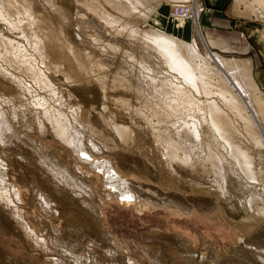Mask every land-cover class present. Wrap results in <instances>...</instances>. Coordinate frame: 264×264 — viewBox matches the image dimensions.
I'll use <instances>...</instances> for the list:
<instances>
[{"label": "rangeland", "instance_id": "374dc122", "mask_svg": "<svg viewBox=\"0 0 264 264\" xmlns=\"http://www.w3.org/2000/svg\"><path fill=\"white\" fill-rule=\"evenodd\" d=\"M28 1H30L31 3H32V1H35L32 3L34 5V6L32 5V7L34 8L35 11H37L36 12L37 14H39V12L42 11V12H40L39 16H45L47 14H50V15H47L48 18L50 17L47 21H50V19L52 17L54 18V19L52 18V20L50 21L52 23H54V21H55V25H57V26L54 25V28L57 29V27H59V25H61V26L67 25V26H64V32L63 31L62 32L68 38L70 36L71 39L70 38L69 39L71 40V43L76 45L74 48L77 50V52H79L83 55L85 54L84 57H86L87 59L89 58V62L91 63V65L86 66V71L88 72V74L86 72L85 80H78V75L80 74V71L77 69L76 63H75L74 59H72V55L69 52L64 51V59H66V60L64 61V59H62L63 65H60L59 68H61V69H59L55 66L57 63H60V60H58V58H57V49H56V51H54V50L50 49L49 46H47L46 50H47L49 59H46V62H47L46 64L48 65V63L49 64L53 63V65H51V67H49V66L45 67L44 61H42L43 59H41L42 57L41 56L39 57V55H41V54H39L40 51H38V50L36 51V49H38L39 47L35 46V44L33 43V40H32L34 32L32 30L29 31V29H28V31H26V37H24V36L22 37V33L25 32L24 24L21 25L22 28H24V29H22L23 31L18 30V31H20V34H21V36H20L19 32L17 33V31H15V30L9 31V29L6 28L7 26L6 25H5L6 27L4 26V22L1 24V21H0V28H1L0 33L5 32L4 34H6V36L8 35L7 38L2 33L0 35V47H2V49L0 48V61H1L0 62V68H1L0 72L3 71L2 73H0V109L1 110L3 109L2 111L5 112L7 116L9 114L8 118H9L11 128H10V132H8V134H7L8 136L6 135L7 136L6 138H9V137H10L9 139H11V137L13 138L11 140H9V139L7 140L5 138L4 142H0L2 144V145H0V169H1L0 170V202H1L0 203V264H129L130 262H131L130 264H259V263L264 264V259H263L264 253H262L264 251V232H263L264 231V214H263V216L260 215V214H262V213H260V212H262L261 211L262 209L259 206H257L258 208L256 207V209L257 210L260 209V210L258 212H255V214L252 212V215H251V213L249 211L247 212V210L244 208L245 207V204H244L245 201L244 200H246V197L244 196V198L241 199L243 197V195H241V194L240 195L236 194L233 191L228 192L229 193L228 194V202L231 205V209H232L231 214L234 211H236V213H237V214H234L235 216L233 215L232 217H230V215L224 214V212H222L219 208L214 209L213 212L210 211V212H204V213H202L198 210H193V212L190 213L189 215H184V214H181L177 211L170 210V209L167 210L165 208H160V207L153 208V207L148 206L144 209L141 208L142 209L141 210L134 203L123 204V203L119 202L118 197H117L118 193L110 191L111 186H112V185L110 186V184H114L113 183L114 180H112L111 182H110V180L105 181L106 178L108 179V176H105L106 168L103 169V166H102L103 163L102 162L109 163V165L112 164V166L115 168L116 172L120 173V175H122V177L124 179L129 180V181L133 180L134 183L140 182V181L142 182L140 177H138V174L137 175L135 174L138 172H134L135 169H137L136 168L137 161L138 162L141 161V163L139 165L141 168L143 167L142 172L144 175H146L150 179L149 182H151L153 185L157 186L158 184H156V183H159V180H160L161 182L159 184L164 186V184L167 180L165 173H162L163 164L161 166L162 162H160L161 159L158 156V150H157L158 146L154 143V142H156V137L154 136L155 134L153 131V129L157 130L158 128L160 129V127L164 129L167 124L163 123L162 122L163 120L158 119L159 116L155 115V113L158 111L156 106H154L157 104L156 103L157 101L154 100L150 94H149L150 96L148 95V93H147L148 92L147 91V86H148L147 82L149 83L151 81V79L154 80V83L156 82V84H160V83L166 84V82H167V85H169V86L172 84L171 85L172 87H178V88L184 89V90L188 89L190 91V93H192L191 89H189V86H187L181 80L180 76H178L177 74L175 75V73L173 71L171 72V70H169L165 65L160 63V61H158L159 59L157 57H155L153 55L148 56L147 54L145 56L143 48L141 49V47H143L142 44H137L138 41L131 38L128 31L123 32L122 35L118 34V36H116L114 34L111 35L112 33L109 31V28L108 27H106L107 29L105 28V25L103 24V22L101 20L99 21V17L97 15H95L93 13H89V10L87 11V8L82 9L85 6H83V5L81 6L80 4H75L74 0H56L55 1V4L60 6L61 9L64 11V13H65L64 15H66L65 17H67V19H68V17L69 18L71 17L70 20H65L62 22H61L62 19L59 21H58V19L56 20V18H59L56 15L57 13H54L55 12L54 10L53 11L51 10V12H50L49 9H51V8L49 6L48 7L46 6L48 4L44 0H28ZM191 1L192 0H190L189 2H191ZM212 1H215V0H212ZM224 1H227V0H224ZM228 1H229V3L227 5H225V7L223 9H219V8H214V5L210 1L206 2V0H199V2L201 3V5L203 7L202 12L200 13L199 24L197 27L199 37L202 38L205 42L209 41L208 42L209 48H210V50L208 49L209 52L215 51L216 53L222 55V57H224L225 59H228V60H231V59L239 60V61H243V60L245 61L246 59L250 60L252 63V68H253L252 69L253 77L255 76L254 79L257 81V83H259L260 87L262 88V91L264 92V24H263L264 22H262L259 19H256L254 16H251L250 18L246 17V16L243 17L244 15L242 13L244 10V8H243L244 4H240L237 7L236 2H234L236 0H228ZM18 2H20V3L16 4L17 7L22 8V6L20 5L22 0H19ZM206 4H208L209 7ZM235 5H236V8H235ZM43 6H45V7H43ZM73 7H75V8H73ZM41 8H43V10ZM101 8L103 10H106L107 13L115 16L114 12L111 11V9H109L108 7L104 6V8L103 7H101ZM235 9H238V10H236V12L238 14L240 13V15H238L235 12ZM80 10L83 12L80 13L81 12ZM43 11H46V12L43 13ZM87 12L89 13V15L91 17L88 15ZM179 12L182 13V11H179ZM212 12L222 14L223 18L225 20L220 15L215 17V18H212L210 16V14ZM51 13L52 14L54 13V14L52 15ZM68 13H69V15H67ZM175 13L177 14V10H175ZM22 14H23V11H21V9H20V13L15 14L16 16H14L15 18L13 17L12 20L16 21V19H17V21L21 20V21H23V23L24 22L26 23L27 16L25 17V13H24V15H22ZM76 14L81 15V17L79 18V16H78V19H77ZM18 15H20V17L22 15L23 18H20ZM70 15H72V16H70ZM85 16L88 18H86ZM153 16H151V17H153ZM151 17L148 20L146 19L145 21L144 20H139V21L138 20H132V18H126L125 20L128 22V24L130 23L129 24L130 29L137 28V29H142V30H148V29H154V30L156 29L157 30L155 25H153ZM95 18L97 19V21L93 20ZM127 19H129V20H127ZM71 20H73V21H71ZM67 21H68V23L66 24ZM259 21H261V22H259ZM76 22L77 23L79 22V23L77 24ZM72 24H74V27ZM76 25H78L77 29H75ZM79 25H81V26H79ZM98 25H100L101 27ZM70 26H71V28H70ZM82 26L84 29L82 28ZM148 26L150 28H148ZM45 27L46 26H44L42 24L41 30H38L39 37H42L41 35L44 32H46ZM65 27H67V28L65 29ZM79 27H81V28H79ZM85 27L86 28L88 27L89 30H88V28L86 29ZM96 27H97V29H96ZM6 29H7V31H6ZM56 29L54 30V32L58 31L57 33L60 34V36H61V32L59 33V30H56ZM69 29L70 30L72 29L71 30L72 32ZM83 30L85 32H83ZM168 30L169 31L172 30V27L170 25L168 27ZM11 31L13 32V34L11 33ZM69 31H70V33H69ZM7 32H8V34H7ZM15 32H16V34H15ZM31 32H33V33H31ZM109 33H111V34H109ZM89 34H90V36H89ZM86 35H87V37H86ZM93 35H94V38H93ZM16 37L17 38L19 37V38L17 39ZM20 37H22V38H20ZM127 37L129 39H126ZM3 38L5 40L13 41L12 42L13 45L18 44V46L17 45L16 46L19 47V50L21 51V55L23 56L25 61L29 59L30 61L28 60L26 62H33L34 63V64L33 63H30V64L31 65L33 64L32 65L33 68L35 70H39L41 72V74L44 77H46L45 78L46 81L49 82V85H51L50 88L43 87V85L40 84V79L43 76L41 77L39 75L38 77H41L40 79L38 77L32 76V78H33L32 79L31 74L28 73V71L26 72V68L24 69V66L21 67V66L17 65V63L15 64V62L13 61L12 58H9L8 56H6L7 54H3L4 52L6 53L5 49L3 50V48H4L2 45V43H4ZM83 38L86 40H84ZM124 38L126 41L124 40ZM87 39H88V41H87ZM110 39H112V40H110ZM19 40H20V42H19ZM24 40H26V41L24 42ZM72 40H73V42H72ZM128 40H130V42H128ZM76 41H78V42H76ZM110 41L113 43H110ZM91 42H92V44H91ZM124 42H126V43H124ZM14 43H16V44H14ZM87 43L91 47L87 46L88 45ZM114 43L116 44V46ZM79 44L81 46L84 44V46H82V48H79V47H81ZM102 44H104V45H102ZM32 46H35V47L32 48ZM87 47H89V49L91 48L90 51ZM97 47L99 48V50ZM21 48H22V50H21ZM110 48H113L115 50H112ZM23 50H24V52H23ZM109 50H111V53L109 52ZM137 50H138V52H137ZM33 51H36V52H33ZM82 51L87 52V53H84ZM99 51L101 52V54ZM115 51L117 54L114 53ZM117 51H119V53ZM122 51H123V53L125 52L126 54H123ZM141 51L143 52L142 56H141ZM91 53H93V55H91ZM107 53H109V54H107ZM127 53H128V55H127ZM37 54H39V55H37ZM130 54H132V55L130 56ZM68 55H70V57ZM94 55H97V56L95 57ZM133 55L135 56V58ZM98 56H100V57H98ZM140 56L142 58L145 57L146 59L144 58L145 59L144 60ZM126 57H127V59L128 58L129 59L127 60ZM139 57L142 60V63H141V60L139 59ZM100 60L101 61L104 60L105 64L103 62H102L103 63L102 64ZM149 60H150V62H149ZM96 61H98V62H96ZM143 61H144V63H143ZM9 62H10V65H9ZM123 62H125V63L127 62V63L125 64ZM142 64H143V67H142ZM148 64L149 65L151 64V66H149ZM158 65H160V66H158ZM119 66L123 69H121ZM156 66L163 67V68H156ZM90 67L92 68V71H91ZM96 67H99V68H96ZM130 67H132V68H130ZM152 67H154V68H152ZM17 68L19 70H17ZM75 68H76V70H75ZM119 68L121 69V72H120ZM139 68H141V69H139ZM166 68H167V70H166ZM144 69H145V71H144ZM118 70H119V72L116 73V71H118ZM135 70H137L139 73H137ZM157 70H158V72H156ZM113 71H114V73H113ZM131 71H133L134 73ZM142 71H144V73ZM160 71H162V72L164 71L165 73L164 72L162 73ZM24 72H25V76H24ZM129 72L131 74H133V76H135V77H133L132 75L130 76ZM43 73H45V74H43ZM120 73L126 75L127 77L129 76L130 78L131 77L135 78L140 83L142 82L141 84L139 83L140 86L138 85L140 87V89L143 90L141 93L142 95L140 94V96H139V94L138 93L136 94L135 91H127L126 92L121 87H117V88L114 87L116 85L115 81L118 79L117 74H120ZM155 73H156V75H155ZM6 74H7V77H4V76H6ZM27 74L30 76H28ZM137 74H138V76H136ZM143 74H144V76H143ZM150 74H152V75H150ZM95 75H97V76H95ZM164 75H165V77L163 80L162 77ZM172 75H175L176 77L174 76V78H173ZM100 76H101V78H100ZM15 77L17 79L20 78L19 80L21 81V84H23L22 87L26 88L27 91H26V89H25L24 93H21L20 90L18 91V88H17L18 86L14 83ZM167 77H169V78H167ZM8 78H10V79H8ZM12 78H13V80H12ZM143 78H145V79H143ZM147 78H150V79H147ZM155 79H156V81H155ZM174 79L176 81H174ZM143 81H146V82H143ZM33 82L35 85L33 84ZM52 82L54 85L52 84ZM105 83H107V85ZM37 84H40V85H37ZM71 84H73V85H71ZM28 86L30 89L28 88ZM109 86H111V87H109ZM52 87H53V89H52ZM102 87H103V89H102ZM43 88H44V90H43ZM48 89L50 90V92L54 91L53 94H51ZM122 89L124 92H122ZM28 91H29V93H28ZM116 91H117V93H115ZM44 92H48V93L44 94ZM102 92H103V94H102ZM109 92L111 95L109 94ZM54 93H56V94H54ZM127 94H130V95L128 96ZM131 94H132V96H131ZM54 95H56V97ZM103 96H104V98H103ZM147 96H149L150 98L149 97L147 98ZM191 96H192V98L195 97V100L197 99L196 101H198V100L201 102L203 101L200 99L201 98L200 96H197L196 93H192ZM42 97L44 100L42 99ZM46 97H48V98H46ZM139 97H141V99ZM130 98H131V100H130ZM24 99H27V101ZM50 99H52L53 102ZM152 99L154 101H150ZM48 100L50 102H48ZM140 101H141V103H139ZM20 102L23 105H21ZM40 102H46L47 104L49 103L48 104L49 107L54 109V111H56L60 114L63 113L62 117L64 119L66 118L65 120L69 126V130H70L69 136L70 137L72 136V139H74L75 136L78 135L79 137H81V139L84 138L83 141L86 140V141H84L83 148H84L85 152L91 156L90 160H86V161L83 160L86 163H84L83 161H80V159L84 158L83 156H82L83 158L82 157H79V159L77 158L78 156H80L79 155L80 152L76 153V151H74L75 149H72V146L69 147V145H67L65 143L63 144L62 142H59L54 135H53L54 136L53 137L52 136L53 132H52L51 128L46 123H45L46 125L43 123V130H39V127H37V125H38L37 119H40V117H39V114H38V117H36L37 112L35 109H36V106L38 105V103H40ZM133 102H135V103H133ZM16 103L18 105H16ZM55 103H57V104H55ZM58 103L60 106L58 105ZM119 103H123V104H119ZM141 104L144 107H142ZM14 105H16V106H14ZM136 106H137V108H136ZM58 107H60V108H58ZM18 108H20L21 110L20 109L18 110ZM124 108H125V110H124ZM135 109H136V111H135ZM128 110H130V111H128ZM32 111H33V114H32ZM10 114H13V115H10ZM140 114L143 117H141ZM17 115H19V116H17ZM20 115H22V116H20ZM110 115H111V117H110ZM129 115H132L133 117L135 116L134 117L135 120H130ZM189 115L191 117H189ZM189 115L188 116L186 115V116L181 117V118L174 116V115L173 116L175 118H173V116H171L170 120H169L170 121L169 124H171V126L174 125L173 127H175V126L176 127L173 128L170 126L171 127V129L169 128L170 131L171 132H174L176 130L179 131L180 127L183 126L182 125L183 124L182 120H183V121H186L187 123H189V122L195 123L197 126H199V128L196 126V128H198V131L202 132V130H203V132H207V129H209V127H207L206 123H205V125L207 128H205L204 123L201 125L198 124V122H199L198 116L191 115V114H189ZM13 116H15V117H13ZM72 116H73V119H71ZM231 116H233V115L230 114V118L235 120V118H233ZM29 117H32V118H29ZM186 117H187V119H186ZM138 118H140V119H138ZM112 119L114 120L113 125L122 126L124 128L129 127L128 129H130L131 134L133 135L132 136L130 134L132 139L129 141V144H125V143L124 144H121V143L118 144L119 141L117 140V138L115 139L114 136L112 135L113 134V132L111 131L112 126L110 127ZM146 119H147V121H146ZM20 120H25V121L20 122ZM71 120L72 121L77 120V121L72 122ZM176 120H177V122H176ZM29 121L31 122V124ZM16 122H18L19 124ZM181 122H182V124H180ZM77 123H78V125H77ZM172 123H173V125H172ZM191 123H189V124H191ZM232 123H234V122L232 121ZM22 124H24V125L22 126ZM143 124H144V126H142ZM73 125H75V126H73ZM79 126L81 128H78ZM147 126H148V128H147ZM156 126H157V128H156ZM202 126H204V127H202ZM237 126H238L237 129L238 130L240 129L239 131L237 130V133L240 134V132L242 131L241 133L243 135L244 132L240 128L239 124H237ZM200 127H202V129ZM44 130H45V133H44ZM50 130H51V132H50ZM75 130H77V131H75ZM71 131H72V133H74V135L71 133ZM11 135H13V136H11ZM19 136H21V137H19ZM24 136H26V137H24ZM42 136H44V137H42ZM149 136H150V138H149ZM22 137L25 139H22ZM152 137L153 138L155 137V138L153 139ZM87 138L91 144H88L89 142H88ZM27 139H29V140L25 141ZM150 139H151V141H150ZM152 139L155 141H153ZM5 140H6V142H5ZM205 140H207V139H205ZM11 142H12V144H11ZM32 142H34V143H32ZM86 142H88V143H86ZM4 143H5V145H4ZM30 143L34 146H32ZM189 143L190 144L187 146L194 147L195 150H197V148L199 146L201 147V144H202V143H200V141H199V144H196L195 140H190ZM128 146H129L130 150H128V148H127ZM6 147H7V149H6ZM97 147H98V149H97ZM95 148H96V150H95ZM71 149L73 150L74 153L72 152ZM156 151H157V153H156ZM217 151L223 152V154L225 153L221 148L217 149ZM102 152H104V153H102ZM43 153H44V155H43ZM143 155H145V156H143ZM34 158H36V159H34ZM150 158H152V159H150ZM39 159H42V160L39 161ZM50 159H51V161H50ZM107 160H108V162H107ZM146 160L149 162L148 164H147ZM42 162H43V164H42ZM92 164H94V165H92ZM41 165L43 167H41ZM44 165H46V166H44ZM89 165H90V167H89ZM99 166H100V168L101 167L102 168L99 169ZM126 166H127L128 170H126ZM47 167H49V168H47ZM208 167H209V165L205 164V165L200 166V168H199L200 169L199 172H202V170H205L207 172V174L205 176V183L207 182L206 186H204L203 188H200V187H197L195 185V186H192V189L190 188L191 191H187L185 189H177V190L175 189L174 190L175 194L176 195L180 194L183 197V199L188 197V196H193L194 198H196V197L197 198H203V199L210 200V201H212V199H216L219 202L220 198H219V196H217L218 194H217L216 190L214 191V189L210 185L211 181L212 180L214 181L215 176L213 173H208L210 171V167L209 168ZM46 168H47V170H46ZM52 170H53V172H51ZM58 170L60 172H58ZM122 170H125L126 172L125 171L122 172ZM3 172H5V173H3ZM57 172H58V174H57ZM102 174L104 176H102ZM212 174H213V176H212ZM53 176L54 177L56 176V177L53 178ZM80 177H81V179H80ZM103 177H106V178H104V180H102ZM75 178H76L77 182H75L76 181ZM53 179H55L56 181ZM57 179L60 181L62 179L63 180L61 182L60 181L57 182ZM70 179L73 181H70ZM79 179H80V181H79ZM82 179H83V181H82ZM3 180H4V182H3ZM156 180L158 182H156ZM64 182H66L67 184ZM107 182H109V183H107ZM167 182H168V180H167ZM11 183L14 186L13 185L11 186ZM49 183L51 185H49ZM71 184L74 186H72ZM108 184H109L110 188L108 187ZM105 185H106V187H105ZM129 185H131V184H129ZM6 186H8V187H6ZM60 186L63 189H61ZM70 186L72 187V189ZM53 187H54V189H53ZM203 189H205V190H203ZM72 190H74V191H72ZM206 190H208V191H206ZM5 191L6 192L9 191V192L6 193ZM55 192H56V194H55ZM1 193H2V195H1ZM14 193L15 194L17 193L16 195L18 197ZM19 193H20V195H19ZM37 193H39V194H37ZM63 193L66 194L67 197ZM113 193H115V194H113ZM212 193H213V195H210ZM40 194H41V196L39 197ZM87 194H88V197H87ZM234 194H236V196ZM77 195H78V197H77ZM107 195H109V196H107ZM148 195L149 194L144 193L143 197L149 198V197H147ZM63 196H64V198H63ZM229 196L231 198H229ZM42 197H43V200H42ZM71 197H73V198L71 199ZM90 197H91V199H90ZM9 198H10V200H9ZM14 198H16L17 201L14 200ZM233 198H234V200H233ZM63 199H64V201L66 200V202H64ZM1 200H3V201H1ZM81 200H82V202H81ZM40 201L42 204H40V206H39L37 203H40ZM44 201H45V203H44ZM83 202H85L84 204L88 205V206L86 205L87 208L83 204ZM51 203H53V205H51ZM10 205H11V209H10ZM13 205H14V207H13ZM82 205H84L85 207ZM90 205H91V207H89ZM41 206L43 207V209ZM35 208H36V210H34ZM37 208L38 209L40 208V209L38 210ZM8 209H9V211H8ZM46 209H48V210L45 211ZM92 209H94L93 212H92ZM240 209H241V211H238ZM40 210H42V211L40 212ZM43 210L45 212H43ZM15 211H17V212H15ZM229 212H230V210H229ZM16 213H19V215L16 216ZM242 213H243V215H242ZM20 214H21V216H20ZM248 215L251 216L250 219L247 218ZM256 215H258V216H256ZM234 217H235V219H234ZM232 218H233V220H232ZM18 219H20V220H18ZM16 222H18L19 224ZM20 222H21V224H20ZM21 225L22 226L24 225L25 227L23 226L24 227L23 228ZM55 233L57 234L58 237L56 236ZM35 237H37V238H35ZM52 239L54 240L53 242H52ZM34 241H36V242H34ZM44 241H45V244L43 245L42 243H44ZM56 242L60 246L58 244H56ZM245 243H247V244H245ZM55 244H56V246H55ZM49 245L51 247H49ZM243 246H246L247 248L246 247L244 248ZM248 246H250V248ZM252 248L254 251L252 250ZM260 250H262V252ZM46 252H48V253H46ZM250 253H252V254H250ZM43 254H45V255H43ZM253 254L255 256H253ZM259 254H261V255H259ZM256 256H259L260 258H257ZM255 258H257V259H255ZM261 260H263V262Z\"/></svg>", "mask_w": 264, "mask_h": 264}, {"label": "bare ground", "instance_id": "6f19581e", "mask_svg": "<svg viewBox=\"0 0 264 264\" xmlns=\"http://www.w3.org/2000/svg\"><path fill=\"white\" fill-rule=\"evenodd\" d=\"M19 0H0V21L1 24L4 22V26L6 28L12 31H17V33L25 28V32L22 33V37H26V31L32 30L33 32V43L35 46L39 47L36 49V51H40L39 57L41 56L44 61L45 67L53 65V63L46 64V59H49L48 53H47V46L50 47V49L56 51L57 49V58L60 60V63H57L55 66L57 68L60 67V65H63L64 59V51L69 52L72 55V59H74L76 63L77 69L80 71V74L78 75V80H85V74H86V66L91 65L89 62V58L87 59L84 57L83 54L77 52V50L74 48L76 45L71 43V38H69L63 33L64 32V26L67 25H59V27L54 28V23L47 21L49 18L47 14L45 16H39L32 7V3L35 1H32V3L28 0H22L21 6L17 7V3ZM49 6L51 10L55 11L54 13H57L56 20L58 19L62 21L70 20V18L65 17L64 11L61 9L60 6L55 4L56 0H44ZM75 4H80L81 6H85L84 8H87V11L89 10V13H93L99 17V21L101 20L103 24L105 25V28L108 27L109 31L112 33H109L111 35H122L123 32H129V35L131 38L135 39L137 44H142L144 51V55L146 54L148 56H155L157 57L163 65H165L171 72L173 71L175 75L177 74L180 76L181 80L189 86V89H191L192 93H196L197 96H200L201 101H196L195 97L192 98L190 91L180 89L178 87H172L171 85H167L165 83L156 84L154 83V80L151 79V81L147 82V93L150 94L151 97L156 100L157 104L154 105L157 108V112L155 113L156 116H159L158 119L163 120V123H166V127L163 129L160 127L157 130H154V136L156 137V142H154L158 146V156L161 159L160 162L161 166L163 164V171L162 173H165L166 176V182L163 185H160L161 182L159 180V183L157 186L153 185L150 181V179L143 174L142 168L140 167V162L137 161V165L134 172L136 175L138 174V177L142 180V182H135L133 180H126L120 175V173L116 172L115 168L109 163H103V169L106 168L105 176H108V179L106 177H103L102 180L105 179V181L114 180V184H110L111 189L110 191L118 193L117 197L119 202L123 204H131L134 203L138 206V208H146L148 206L150 207H160L165 208L167 210H174L184 215H189L193 212V210H198L202 213L204 212H210L216 208H219L224 214L230 215L232 217L234 214H237L236 211H234L232 214L231 205L228 202V192L233 191L236 194H241L244 198L246 197V200H244L245 209L247 212L249 211L252 215V212L255 214V212H258L259 210L256 209L257 206H259L262 210V215L264 214V92L262 91V88L260 87L259 83L254 79L253 73H252V63L250 60H228L222 57V55L216 53L215 51L209 52V41L205 42L202 38L199 37L198 34V24L200 19V13L203 10V7L199 0H74ZM40 2V1H39ZM238 5L244 4V10H243V17H251L254 16L256 19L261 20L264 22V0H236L234 1ZM58 3V2H57ZM73 3V2H72ZM42 4V3H41ZM34 6V5H33ZM73 6V5H72ZM80 6V7H81ZM108 7L111 9V11L114 12L115 16L112 14H109L106 12V10H103L101 7L104 8ZM234 6V5H233ZM243 6V5H242ZM45 7V6H43ZM71 7V6H70ZM240 7V6H239ZM39 8V7H38ZM75 8V7H73ZM236 8V5H235ZM21 11H23V14L25 13V17L27 16L26 23L21 20L16 21L12 20L15 14H19ZM43 10V8H41ZM64 9V8H63ZM69 9V8H68ZM79 9V8H78ZM107 9V8H106ZM66 10V9H65ZM71 10V9H70ZM175 10H177V14L175 13ZM238 9H235V12ZM73 11V10H72ZM75 11V10H74ZM78 11V10H77ZM81 11V10H80ZM91 11V12H90ZM110 11V10H109ZM179 11H182L180 13ZM234 11V10H233ZM46 11H43V13ZM49 12V13H50ZM81 11L80 13H82ZM53 13V14H54ZM67 13V12H66ZM88 13V12H87ZM88 13V15H89ZM237 13V12H236ZM35 14V15H34ZM52 14V13H51ZM52 14V15H53ZM238 14V13H237ZM236 14V15H237ZM21 15H18L20 18H23ZM69 15V13L67 14ZM77 15V14H76ZM85 15V14H84ZM154 15V16H153ZM240 15V13L238 14ZM72 16V15H70ZM81 17V15H77V19ZM90 16V15H89ZM93 16V15H92ZM153 16V17H151ZM18 17V18H19ZM86 17V16H85ZM91 17V16H90ZM151 17L153 25L157 28L155 29H148V30H142L137 28L130 29V23L125 20L126 18H132V20H148ZM15 18V17H14ZM83 18V17H82ZM81 18V19H82ZM88 18V17H86ZM178 18V19H177ZM25 19V18H24ZM54 19V18H53ZM85 19V18H84ZM83 20V19H82ZM97 21V19H93ZM129 20V19H127ZM57 21V22H58ZM73 21V20H71ZM75 21V20H74ZM81 21V20H80ZM85 21V20H84ZM94 21V22H95ZM98 21V22H99ZM259 21V22H261ZM93 22V23H94ZM136 22V21H135ZM60 23V22H59ZM58 23V24H59ZM65 23V22H64ZM63 23V24H64ZM68 21L66 22V24ZM71 23V22H70ZM77 23V22H76ZM79 23V22H78ZM77 23V24H78ZM90 23V22H89ZM22 24H24V28H22ZM46 26V32H44L39 37L38 30H41V25ZM87 24V23H86ZM91 24V23H90ZM137 24V23H136ZM141 24V23H140ZM144 24V23H143ZM142 24V25H143ZM147 24V23H146ZM264 24V23H263ZM74 27V24H72ZM96 25V24H95ZM169 25L172 27V30H168ZM3 26V27H4ZM57 26V25H55ZM78 25H76L75 29H77ZM81 26V25H79ZM86 26V25H85ZM92 26V25H91ZM94 26V25H93ZM100 26V25H98ZM133 26V25H132ZM4 27V28H5ZM101 27V26H100ZM104 27V26H103ZM67 27H65L66 29ZM71 28V26H70ZM81 28V27H79ZM83 28V26H82ZM86 28V27H85ZM88 28V27H87ZM86 28V29H87ZM148 28H150L148 26ZM152 28V27H151ZM1 29V28H0ZM59 30L58 34L57 32H54V30ZM74 29V30H75ZM84 29V28H83ZM93 29V28H92ZM95 29V28H94ZM97 29V27H96ZM107 29V28H106ZM68 30V29H67ZM70 30V29H69ZM72 30V29H71ZM70 30V31H71ZM73 30V31H74ZM89 30V28H88ZM101 30V29H100ZM103 30V29H102ZM3 31V30H2ZM7 31V29H6ZM11 33L13 34V32ZM23 31V30H22ZM63 31V32H62ZM66 31V30H65ZM69 31V33H70ZM107 31V30H106ZM72 32V31H71ZM83 32H85L83 30ZM90 32V31H89ZM4 34L5 32H1ZM0 33V35H1ZM10 33V34H11ZM29 33V32H28ZM81 33V32H80ZM8 34V32H7ZM16 34V32H15ZM83 34V33H82ZM86 34V33H85ZM94 34V33H93ZM97 34V33H96ZM6 36V34H4ZM3 35V36H4ZM72 35V34H71ZM74 35V34H73ZM84 35V34H83ZM110 35V36H111ZM8 36V35H7ZM6 36V38H7ZM21 36V34H20ZM82 36V35H81ZM90 36V34H89ZM96 36V35H95ZM20 37V38H22ZM84 37V36H83ZM87 37V35H86ZM109 37V36H108ZM10 38V37H9ZM12 38V37H11ZM17 38V37H16ZM19 38V37H18ZM17 38V39H18ZM29 38V37H28ZM74 38V37H73ZM94 38V35H93ZM97 38V37H96ZM104 38V37H103ZM115 38V37H114ZM119 38V37H118ZM25 39V38H24ZM84 39V38H83ZM91 39V38H90ZM105 39V38H104ZM107 39V38H106ZM116 39V38H115ZM126 39H129L128 37ZM4 40L3 50L5 49L6 53L9 58H12L15 64L19 66H24V69L26 68V72L31 74V78L38 77L39 75L42 77L43 75L39 70H35L33 68V62H26L23 56L21 55V51L19 50L18 44L13 45V41L10 40ZM23 40V39H22ZM77 40V39H76ZM80 40V39H79ZM86 40V39H84ZM108 40V39H107ZM112 40V39H110ZM125 40V38H124ZM132 40V39H131ZM134 40V41H135ZM26 40H24L25 42ZM75 41V40H74ZM81 41V40H80ZM79 41V42H80ZM88 41V39H87ZM96 41V40H95ZM103 41V40H102ZM121 41V40H120ZM126 41V40H125ZM133 41V40H132ZM131 41V42H132ZM20 42V40H19ZM22 42V41H21ZM31 42V41H30ZM73 42V40H72ZM78 42V41H76ZM85 42V41H84ZM83 42V43H84ZM105 42V41H104ZM130 42V40H128ZM28 43V42H27ZM26 43V44H27ZM110 43H113L110 41ZM126 43V42H124ZM123 43V44H124ZM136 43V42H135ZM88 44V43H87ZM92 44V42H91ZM90 44V45H91ZM115 44V43H114ZM136 44V45H137ZM80 45V44H79ZM96 45V44H95ZM94 45V46H95ZM104 45V44H102ZM101 45V46H102ZM111 45V44H110ZM119 45V44H118ZM20 46V45H19ZM35 46H32L35 47ZM58 46V47H57ZM81 46V45H80ZM84 46V44L82 45ZM79 47V48H82ZM89 46V44L87 45ZM109 46V45H108ZM116 46V44H115ZM126 46V45H125ZM124 46V47H125ZM131 46V45H130ZM138 46V45H137ZM22 47V46H21ZM25 47V46H24ZM91 47V46H89ZM89 47H87L89 49ZM106 47V46H105ZM123 47V48H124ZM133 47V46H132ZM140 47V46H139ZM2 49V47H0ZM27 48V47H26ZM98 48V47H97ZM107 48V47H106ZM114 48V47H113ZM113 48H110L112 50H115ZM117 48V47H116ZM87 49V50H88ZM91 49V48H90ZM89 49V51H90ZM94 49V48H93ZM105 49V48H104ZM138 49V48H137ZM22 50V48H21ZM32 50V49H31ZM82 50V49H81ZM95 50V49H94ZM97 50V49H96ZM99 50V48H98ZM119 50V49H118ZM28 51V50H27ZM33 51V52H36ZM108 51V50H107ZM140 51V50H139ZM3 52V51H2ZM24 52V50H23ZM32 52V53H33ZM81 52V51H80ZM84 52V51H82ZM94 52V51H93ZM100 52V51H99ZM98 52V53H99ZM111 53V50H109ZM119 53V51H117ZM138 52V50H137ZM26 53V52H25ZM68 53V54H69ZM87 53V52H84ZM106 53V52H105ZM116 53V51L114 52ZM123 53V51H122ZM140 53V52H139ZM141 51V56H142ZM27 54V53H26ZM34 54V53H33ZM36 54V53H35ZM96 54V53H95ZM101 54V52H100ZM99 54V55H100ZM109 54V53H107ZM117 54V53H116ZM123 54H126L125 52ZM25 55V54H24ZM29 55V54H28ZM27 55V56H28ZM90 55V54H89ZM93 55V53H91ZM128 55V53H127ZM132 54H130L131 56ZM143 55V56H144ZM70 57V55H68ZM95 57L97 55H94ZM121 56V55H120ZM123 56V55H122ZM134 56V55H133ZM140 56V57H141ZM152 56V57H153ZM5 57V56H4ZM7 57V58H8ZM31 57V56H30ZM29 57V58H30ZM38 57V56H37ZM48 57V58H47ZM91 57V56H90ZM100 57V56H98ZM124 57V56H123ZM139 57V59H140ZM8 58V59H9ZM28 58V57H27ZM33 58V57H32ZM35 58V57H34ZM66 58V57H65ZM135 58V56H134ZM138 58V57H137ZM142 58V57H141ZM145 58V57H144ZM142 58V59H144ZM228 58V57H227ZM235 58V57H234ZM3 59V58H2ZM39 59V58H38ZM71 59V58H70ZM127 59V57H126ZM129 59V58H128ZM127 59V60H128ZM138 59V60H139ZM146 59V58H145ZM144 59V60H145ZM153 59V58H152ZM32 60V59H31ZM66 59H64L65 61ZM126 60V61H127ZM132 60V59H131ZM141 60V59H140ZM151 60V59H150ZM149 60V62H150ZM154 60V59H153ZM6 61V60H5ZM12 61V62H13ZM30 61V60H29ZM34 61V60H33ZM39 61V60H38ZM72 61V60H71ZM101 61V60H100ZM123 61V60H122ZM125 61V60H124ZM130 61V60H129ZM135 61V60H134ZM137 61V60H136ZM1 62V61H0ZM7 62V61H6ZM13 62V63H14ZM36 62V61H35ZM98 62V61H96ZM104 63V60L101 61V63ZM131 62V61H130ZM152 62V61H151ZM156 62V61H155ZM30 63H33L32 65ZM41 63V62H40ZM39 63V64H40ZM102 63V64H103ZM125 63V62H123ZM127 63V62H126ZM125 63V64H126ZM133 63V62H132ZM142 63V60H141ZM144 63V61H143ZM146 63V62H145ZM159 63V62H158ZM159 63V64H160ZM2 64V63H1ZM8 64V63H7ZM38 64V63H37ZM36 64V65H37ZM43 64V63H42ZM105 64V63H104ZM121 64V63H120ZM119 64V65H120ZM134 64V63H133ZM137 64V63H136ZM10 65V62H9ZM41 65V64H40ZM129 65V64H128ZM149 65V64H148ZM147 65V66H148ZM154 65V64H153ZM156 65V64H155ZM161 65V64H160ZM158 65V66H160ZM12 66V65H11ZM18 66V67H19ZM106 66V65H105ZM127 66V65H126ZM146 66V67H147ZM151 66V64L149 65ZM156 68H163L158 67ZM9 67V66H8ZM17 67V66H16ZM15 67V68H16ZM43 67V66H42ZM101 67V66H100ZM120 67V66H119ZM133 67V66H132ZM130 67V68H132ZM135 67V66H134ZM137 67V66H136ZM143 67V64H142ZM145 67V66H144ZM20 68V67H19ZM36 68V67H35ZM55 68V67H54ZM91 68V67H90ZM99 68V67H96ZM121 68V67H120ZM119 68V69H120ZM149 68V67H148ZM154 68V67H152ZM166 68V70H167ZM61 69V68H59ZM101 69V68H100ZM123 69V68H121ZM120 69V72H121ZM138 69V68H137ZM141 69V68H139ZM146 69V68H145ZM144 69V71H145ZM150 69V68H149ZM1 70V68H0ZM4 70V69H3ZM7 70V69H6ZM17 70H19L17 68ZM23 70V69H22ZM46 70V69H45ZM56 70V69H55ZM76 70V68H75ZM88 70V69H87ZM104 70V69H103ZM125 70V69H124ZM130 70V69H129ZM132 70V69H131ZM134 70V69H133ZM155 70V69H154ZM159 70V69H158ZM158 70L156 72H158ZM5 71V70H4ZM11 71V70H10ZM16 71V70H15ZM44 71V70H43ZM47 71V70H46ZM89 71V70H88ZM92 71V68H91ZM100 71V70H99ZM137 73H139L137 70H135ZM144 71H142L144 73ZM152 71V70H151ZM3 72V71H2ZM0 72V73H2ZM19 72V71H18ZM22 72V71H21ZM40 72V73H39ZM95 72V71H94ZM119 72L116 71V73ZM125 72V71H124ZM123 72V73H124ZM133 72V71H131ZM147 72V71H146ZM155 72V71H154ZM162 72V71H160ZM164 72V71H163ZM162 72V73H163ZM20 73V72H19ZM114 73V71H113ZM126 73V72H125ZM124 73V74H125ZM128 73V72H127ZM130 73V72H129ZM134 73V72H133ZM165 73V72H164ZM21 74V73H20ZM45 74V73H43ZM88 74V72H87ZM122 73L117 74L118 79L115 81L114 87H121L126 92L127 91H135L136 94L138 93L139 96L142 93V89H140V85L138 80L135 78L127 77ZM136 74V73H135ZM141 74V73H140ZM5 75V74H4ZM13 75V74H12ZM28 75V74H27ZM90 75V74H89ZM133 76V74L130 73V76ZM142 75V74H141ZM146 75V74H145ZM152 75V74H150ZM156 75V73H155ZM166 75V74H165ZM165 75L162 77L164 80ZM171 75V74H170ZM175 75H172L173 78ZM17 76V75H16ZM21 76V75H20ZM25 76V72H24ZM30 76V75H28ZM97 76V75H95ZM138 76V74L136 75ZM144 76V74H143ZM7 77V74L6 76ZM11 77V76H10ZM27 77V76H26ZM41 77H38L39 79ZM113 77V76H112ZM135 77V76H133ZM140 77V76H139ZM149 77V76H148ZM153 77V76H152ZM157 77V76H156ZM176 77V76H175ZM24 78V77H23ZM43 78V79H42ZM40 79V84L43 85V87L50 88L51 85H49V82L46 81V77H42ZM93 78V77H92ZM95 78V77H94ZM101 78V76H100ZM116 78V77H115ZM137 78V77H136ZM160 78V77H159ZM169 78V77H167ZM172 78V77H171ZM10 79V78H8ZM20 79V78H19ZM14 78V83L18 86V91L20 90L21 93H24L25 89L22 87L23 84H21V81ZM33 79V78H32ZM103 79V78H102ZM108 79V78H107ZM145 79V78H143ZM150 79V78H147ZM13 80V78H12ZM58 80V79H57ZM93 80V79H92ZM141 80V79H140ZM160 80V79H159ZM162 80V81H163ZM167 80V79H166ZM165 80V81H166ZM179 80V79H178ZM35 81V80H34ZM94 81V80H93ZM156 81V79H155ZM168 81V80H167ZM170 81V80H169ZM174 81H176L174 79ZM113 82V81H112ZM146 82V81H143ZM171 82V81H170ZM142 83V82H141ZM140 83V84H141ZM172 83V82H171ZM34 84V82H33ZM37 84V85H40ZM53 84V82H52ZM107 85V83H105ZM114 84V83H113ZM169 84V83H168ZM177 84V83H176ZM35 85V84H34ZM54 85V84H53ZM73 85V84H71ZM111 85V84H110ZM139 85V86H138ZM181 85V84H180ZM58 86V85H57ZM102 86V85H101ZM145 86V85H144ZM174 86V85H173ZM177 86V85H176ZM61 87V86H60ZM63 87V86H62ZM111 87V86H109ZM146 87V86H145ZM29 88V86H28ZM143 88V87H142ZM188 88V87H187ZM30 89V88H29ZM53 89V87H52ZM56 89V88H55ZM54 89V90H55ZM72 89V88H71ZM103 89V87H102ZM105 89V88H104ZM110 89V88H109ZM122 89V92H124ZM42 90V89H41ZM44 90V88H43ZM46 90V89H45ZM49 90V89H48ZM27 91V89H26ZM33 91V90H32ZM110 91V90H109ZM50 92V90H49ZM54 92V91H53ZM53 92H50L53 94ZM121 92V93H122ZM134 92V93H135ZM145 92V91H144ZM29 93V91H28ZM48 93V92H44ZM117 93V91L115 92ZM56 94V93H54ZM62 94V93H61ZM103 94V92H102ZM110 94V92H109ZM120 94V93H119ZM25 95V94H24ZM111 95V94H110ZM115 95V94H114ZM118 95V94H117ZM128 96L130 94H127ZM142 95V94H141ZM145 95V94H144ZM149 95V96H150ZM41 96V95H40ZM43 96V95H42ZM56 97V95H54ZM132 96V94H131ZM147 96V98L149 97ZM196 96V97H197ZM44 97V96H43ZM42 97V99H43ZM54 97V98H55ZM107 97V96H106ZM113 97V96H112ZM138 97V96H137ZM145 97V96H144ZM48 98V97H46ZM45 98V99H46ZM51 98V97H50ZM61 98V97H60ZM104 98V96H103ZM118 98V97H117ZM141 99V97H139ZM150 98V97H149ZM198 98V97H197ZM19 99V98H18ZM21 99V98H20ZM41 99V98H40ZM53 99V98H52ZM50 99V100H52ZM150 101H154V100ZM27 101V99H24ZM44 100V99H43ZM55 100V99H54ZM114 100V99H113ZM119 100V99H118ZM131 100V98H130ZM144 100V99H143ZM7 101V100H6ZM5 101V102H6ZM146 101V100H145ZM4 102V103H5ZM17 102V101H16ZM24 102V101H23ZM48 102H50L48 100ZM53 102V100H52ZM130 102V101H129ZM19 103V102H18ZM28 103V102H27ZM37 103V102H36ZM35 103V104H36ZM63 103V102H62ZM127 103V102H126ZM131 103V102H130ZM135 103V102H133ZM132 103V104H133ZM141 103V101L139 102ZM145 103V102H144ZM151 103V102H150ZM3 104V103H2ZM10 104V103H9ZM21 104V102H20ZM46 102H40L36 106V112L37 116L39 114L40 119H37L39 130H43V123L47 124L51 130H52V136L54 135L56 139L59 142H62L63 144L69 145V147L72 146V149H75L76 153L80 152V156L83 159H80V161L83 160H90L91 156L85 152L83 145H84V138L81 139L78 135L75 136L74 139H72V136H69V126L66 122V118L64 119L62 114L54 111L51 107H49V103L46 105ZM57 104V103H55ZM123 104V103H119ZM149 104V103H148ZM4 105V104H3ZM16 105H18L16 103ZM14 105V106H16ZM23 105V104H21ZM20 105V106H21ZM59 105V103H58ZM57 105V106H58ZM135 105V104H134ZM161 107H160V106ZM6 106V105H5ZM60 106V105H59ZM129 106V105H128ZM142 106V104H141ZM7 107V106H6ZM12 107V106H11ZM10 107V108H11ZM26 107V106H25ZM24 107V108H25ZM34 107V106H33ZM65 107V106H64ZM144 107V106H142ZM14 108V107H13ZM39 108V109H38ZM60 108V107H58ZM133 108V107H132ZM137 108V106H136ZM141 108V107H140ZM12 109V108H11ZM20 108H18L19 110ZM26 109V108H25ZM29 109V108H28ZM148 109V108H147ZM226 109V110H225ZM3 110V109H2ZM0 109V142H4V139L8 136V132H10V122H9V114L6 115L5 112H3ZM21 110V109H20ZM34 110V111H35ZM57 110V109H56ZM70 110V109H69ZM125 110V108H124ZM140 110V109H139ZM23 111V110H22ZM31 111V110H30ZM61 111V110H60ZM59 111V112H60ZM107 111V110H106ZM127 111V110H126ZM130 111V110H128ZM133 111V110H132ZM136 111V109H135ZM149 111V110H148ZM227 111V112H226ZM19 112V111H18ZM63 112V111H62ZM143 112V111H142ZM103 113V112H102ZM106 113V112H105ZM131 113V112H130ZM138 113V112H137ZM144 113V112H143ZM151 113V112H150ZM185 113V114H184ZM17 114V113H16ZM20 114V113H19ZM33 114V111H32ZM79 114V113H78ZM107 114V113H106ZM105 114V115H106ZM189 114L195 115L199 117L198 124L207 125L209 129H207V132H200L198 131L199 126H197L195 123H187L186 121H183L180 124L183 126L180 127V130H176L174 132H171L170 129L173 127V123L171 126L170 123V117L171 116H177V117H184L188 116ZM230 114L233 115L231 117L235 118V120L230 118ZM13 115V114H10ZM28 115V114H27ZM31 115V114H30ZM35 115V114H34ZM153 115V114H152ZM19 116V115H17ZM22 116V115H20ZM78 116V115H77ZM141 116V114H140ZM149 116V115H148ZM173 116V118H175ZM15 117V116H13ZM75 117V116H74ZM109 117V116H108ZM111 117V115H110ZM135 117V116H134ZM132 115H129L130 120H135ZM143 117V116H141ZM145 117V116H144ZM154 117V116H153ZM189 117H191L189 115ZM188 117V118H189ZM32 118V117H29ZM156 118V117H155ZM11 119V118H10ZM21 119V118H20ZM27 119V118H26ZM73 119V116L72 118ZM78 119V118H77ZM110 119V118H109ZM140 119V118H138ZM142 119V118H141ZM150 119V118H149ZM153 119V118H152ZM187 119V117H186ZM196 119V118H195ZM231 119V120H230ZM13 120V119H12ZM19 120V119H18ZM17 120V121H18ZM69 120V119H68ZM192 120V119H191ZM25 121V120H20ZM72 121V120H71ZM74 121V120H73ZM72 121V122H73ZM77 121V120H75ZM74 121V122H75ZM107 121V120H106ZM109 121V120H108ZM145 121V120H144ZM147 121V119H146ZM169 121V122H168ZM181 121V120H180ZM195 121V120H194ZM232 121L234 123H232ZM27 122V121H26ZM30 122V121H29ZM33 122V121H32ZM114 120H111V131L113 132L114 138L119 141L121 144H129V141L131 138V131L128 128H124L122 126L113 125ZM175 122V121H174ZM177 122V120H176ZM18 123V122H16ZM35 123V122H34ZM70 123V122H69ZM145 123V122H144ZM197 123V122H196ZM19 124V123H18ZM31 124V122H30ZM45 124V125H46ZM109 124V123H108ZM137 124V123H136ZM141 124V123H140ZM159 124V123H158ZM178 124V123H177ZM176 124V125H177ZM237 124H239L240 128L243 130L237 133ZM24 124H22L23 126ZM71 125V124H70ZM78 125V123H77ZM205 125V128H207ZM13 126V125H12ZM26 126V125H25ZM24 126V127H25ZM32 126V125H31ZM72 126V125H71ZM75 126V125H73ZM144 126V124L142 125ZM171 126V127H170ZM196 126L198 128H196ZM27 127V126H26ZM84 127V126H83ZM106 127V126H105ZM152 127V126H151ZM164 127V126H163ZM176 127V126H175ZM173 127V128H175ZM204 127V126H202ZM202 127H200L202 129ZM14 128V127H13ZM78 128H81L80 126ZM139 128V127H138ZM148 128V126H147ZM157 128V126H156ZM170 128V129H169ZM172 128V129H173ZM178 128V127H177ZM204 128V129H205ZM28 129V128H27ZM49 129V128H48ZM47 129V130H48ZM88 129V128H87ZM50 130V132H51ZM74 130V129H73ZM149 130V129H148ZM200 130V129H199ZM206 130V129H205ZM240 130V129H239ZM238 130V131H239ZM30 131V130H29ZM32 131V130H31ZM49 131V130H48ZM77 131V130H75ZM84 131V130H83ZM88 131V130H87ZM12 132V131H11ZM15 132V131H14ZM17 132V131H16ZM43 132V131H42ZM79 132V131H78ZM151 132V131H150ZM29 133V132H28ZM32 133V132H31ZM30 133V134H31ZM41 133V132H40ZM39 133V134H40ZM45 133V130H44ZM43 133V134H44ZM72 133V131H71ZM83 133V132H82ZM153 133V132H152ZM11 134V133H10ZM42 134V133H41ZM74 135V133H72ZM131 134V135H130ZM7 135V136H6ZM15 135V134H14ZM45 135V134H44ZM13 136V135H11ZM23 136V135H22ZM53 136V137H54ZM84 136V135H83ZM133 136V135H132ZM18 137V136H17ZM21 137V136H19ZM26 137V136H24ZM44 137V136H42ZM85 137V136H84ZM87 137V136H86ZM137 137V136H136ZM154 137V138H155ZM10 138V137H9ZM9 138H6L7 140ZM31 138V137H30ZM46 138V137H45ZM150 138V136H149ZM153 138V137H152ZM153 138V139H154ZM11 139H13L11 137ZM9 139V140H11ZM15 139V138H14ZM20 139V138H19ZM22 139H25L22 137ZM86 139V138H85ZM136 139V138H135ZM134 139V140H135ZM147 139V138H146ZM145 139V140H146ZM152 139V140H153ZM207 139V140H205ZM17 140V139H16ZM15 140V141H16ZM21 140V139H20ZM29 139L25 140L28 141ZM88 140V138H87ZM108 140V139H107ZM190 140H195L196 144H199V141L201 144V147L199 146L197 150L194 149V147L187 146L189 145ZM23 141V140H22ZM151 141V139H150ZM155 141V140H153ZM152 141V142H153ZM6 142V140H5ZM18 142V141H17ZM30 142V141H29ZM89 142V140H88ZM86 142V143H88ZM94 142V141H93ZM34 143V142H32ZM85 143V144H86ZM137 143V142H136ZM12 144V142H11ZM31 144V143H30ZM36 144V143H35ZM88 144H91L90 142ZM154 144V145H155ZM193 144V143H192ZM0 145H2L0 143ZM5 145V143H4ZM8 145V144H7ZM19 145V144H18ZM32 145V144H31ZM66 145V146H67ZM106 145V144H105ZM135 145V144H134ZM153 145V146H154ZM10 146V145H9ZM13 146V145H12ZM27 146V145H26ZM34 146V145H32ZM107 146V145H106ZM109 146V145H108ZM127 146V145H126ZM197 146V145H196ZM2 147V146H1ZM68 147V146H67ZM90 147V146H89ZM94 147V146H93ZM96 147V146H95ZM125 147V146H124ZM35 148V147H34ZM103 148V147H102ZM128 150H130L129 146L127 147ZM222 149L225 153L217 151V149ZM7 149V147H6ZM11 149V148H10ZM28 149V148H27ZM41 149V148H40ZM71 149V150H72ZM98 149V147H97ZM101 149V148H100ZM111 149V148H110ZM42 150V149H41ZM96 150V148H95ZM139 150V149H138ZM153 150V149H152ZM33 151V150H32ZM36 151V150H35ZM39 151V150H38ZM140 151V150H139ZM150 151V150H149ZM27 152V151H26ZM73 152V150H72ZM98 152V151H97ZM96 152V153H97ZM153 152V151H152ZM11 153V152H10ZM38 153V152H37ZM41 153V152H40ZM74 153V152H73ZM104 153V152H102ZM155 153V152H154ZM157 153V151H156ZM199 153V154H198ZM33 154V153H32ZM39 154V153H38ZM99 154V153H98ZM153 154V153H152ZM44 155V153H43ZM76 155V154H75ZM95 155V154H94ZM110 155V154H109ZM147 155V154H146ZM151 155V154H150ZM156 155V154H155ZM77 156V155H76ZM111 156V155H110ZM145 156V155H143ZM41 157V156H40ZM154 157V156H153ZM36 159V158H34ZM44 159V158H43ZM149 159V158H148ZM152 159V158H150ZM42 159H39V161ZM45 161V160H44ZM51 161V159H50ZM83 161L84 163H86ZM104 161V160H103ZM153 161V160H152ZM46 162V161H45ZM108 162V160H107ZM147 164L149 163L146 160ZM41 163V162H40ZM82 163V162H81ZM95 163V162H94ZM97 163V162H96ZM43 164V162H42ZM89 164V163H88ZM208 164L210 167V171L208 173H213L215 178L214 181L212 180L210 185L217 192V196H219L220 201L218 202L216 199L206 200L203 198H194L193 196H188L183 199V197L180 194H175V189H185L187 191H191L192 186H197L200 188H203L207 185V182L205 183V176L207 172L205 170H202V172H199V168L202 165ZM50 165V164H49ZM59 165V164H58ZM94 165V164H92ZM116 165V164H115ZM150 165V164H149ZM46 166V165H44ZM51 166V165H50ZM118 166V165H117ZM148 166V165H147ZM41 167H43L41 165ZM52 167V166H51ZM50 167V168H51ZM77 167V166H76ZM90 167V165H89ZM96 167V166H95ZM149 167V166H148ZM154 167V166H153ZM208 167V168H209ZM45 168V167H44ZM49 168V167H47ZM46 168V170H47ZM53 168V167H52ZM58 168V167H57ZM63 168V167H62ZM78 168V167H77ZM102 168V167H101ZM99 166V169H101ZM118 168V167H117ZM55 169V168H54ZM1 170V169H0ZM45 170V171H46ZM51 170V169H50ZM60 170V169H59ZM58 170V172H60ZM120 170V169H119ZM126 170H128L126 166ZM160 170V169H159ZM209 170V169H208ZM83 171V170H82ZM125 170H122V172ZM53 172V170L51 171ZM57 172V174H58ZM63 172V171H62ZM104 172V171H103ZM126 172V171H125ZM199 172V173H198ZM5 173V172H3ZM2 173V174H3ZM55 173V172H54ZM102 173V172H101ZM1 174V175H2ZM53 174V173H52ZM56 174V175H57ZM62 174V173H61ZM84 174V173H83ZM142 174V175H141ZM201 174V175H200ZM212 174V176H213ZM65 175V174H64ZM63 175V176H64ZM161 175V174H160ZM163 175V174H162ZM60 176V175H59ZM102 176H104L102 174ZM52 177V176H51ZM56 177V176H55ZM53 176V178H55ZM67 177V176H66ZM76 177V176H75ZM2 178V177H1ZM69 178V177H68ZM172 178V179H171ZM67 179V178H66ZM74 179V178H73ZM81 179V177H80ZM79 179V181H80ZM55 180V179H53ZM63 180V179H62ZM61 180V181H62ZM68 180V179H67ZM76 180V178H75ZM74 180V181H75ZM56 181V180H55ZM60 181L57 179V182ZM60 181V182H61ZM70 181H73L70 179ZM83 181V179H82ZM81 181V182H82ZM197 181V182H196ZM4 182V180H3ZM59 182V183H60ZM77 182V180L75 181ZM156 182H158L156 180ZM199 182V183H198ZM66 183V182H64ZM79 183V182H78ZM109 183V182H107ZM208 183V184H209ZM58 184V183H57ZM67 184V183H66ZM74 184V183H73ZM131 184V185H129ZM9 185V184H8ZM13 184L11 183V186ZM49 185H51L49 183ZM48 185V186H49ZM60 185V184H59ZM58 185V186H59ZM72 185V184H71ZM80 185V184H79ZM107 185V184H106ZM105 185V187H106ZM14 186V185H13ZM54 186V185H53ZM64 186V185H63ZM62 186V187H63ZM66 186V185H65ZM74 186V185H72ZM8 187V186H6ZM50 187V186H49ZM71 187V186H70ZM69 187V188H70ZM76 187V186H75ZM109 187V184H108ZM107 187V188H108ZM166 187V188H165ZM5 188V187H4ZM13 188V187H12ZM61 188V186H60ZM65 188V187H64ZM67 188V187H66ZM87 188V187H86ZM91 188V187H90ZM110 188V187H109ZM191 188V189H190ZM15 189V188H14ZM13 189V190H14ZM54 189V187H53ZM63 189V188H61ZM68 189V188H67ZM72 189V187H71ZM207 189V188H206ZM89 190V189H88ZM109 190V189H108ZM205 190V189H203ZM15 191V190H14ZM51 191V190H50ZM74 191V190H72ZM109 191V192H110ZM208 191V190H206ZM210 191V190H209ZM6 192V191H5ZM9 192V191H7ZM6 192V193H7ZM18 192V191H17ZM64 192V191H63ZM90 192V191H89ZM88 192V193H89ZM95 192V191H94ZM168 192V193H167ZM13 193V192H12ZM33 193V192H32ZM60 193V192H59ZM149 194L147 197L144 198L143 194ZM211 193V192H210ZM5 194V193H4ZM15 194V193H14ZM17 194V193H16ZM15 194V195H16ZM39 194V193H37ZM56 194V192H55ZM61 194V193H60ZM64 194V193H63ZM115 194V193H113ZM236 194H234L236 196ZM2 195V193H1ZM7 195V194H6ZM10 195V194H9ZM20 195V193H19ZM59 195V194H58ZM66 196V194H64ZM68 195V194H67ZM76 195V194H75ZM84 195V194H83ZM210 195H213L210 194ZM238 195V196H239ZM17 196V195H16ZM15 196V197H16ZM41 194L39 195V197ZM43 196V195H42ZM54 196V195H53ZM60 196V195H59ZM80 196V195H79ZM90 196V195H89ZM109 196V195H107ZM116 196V195H115ZM146 196V195H145ZM10 197V196H9ZM18 197V196H17ZM21 197V196H20ZM55 197V196H54ZM61 197V196H60ZM67 197V196H66ZM78 197V195H77ZM88 197V194H87ZM241 197V196H240ZM64 198V196H63ZM73 197H71L72 199ZM93 198V197H92ZM95 198V197H94ZM229 198H231L229 196ZM238 198V197H237ZM21 199V198H20ZM35 199V198H34ZM46 199V198H45ZM70 199V198H69ZM91 199V197H90ZM89 199V200H90ZM10 200V198H9ZM16 200V198H14ZM43 200V197H42ZM47 200V199H46ZM62 200V199H61ZM234 200V198H233ZM3 201V200H1ZM17 201V200H16ZM48 201V200H47ZM64 201V199H63ZM73 201V200H72ZM92 201V200H91ZM237 201V200H236ZM10 202V201H9ZM39 202V201H38ZM59 202V201H58ZM66 202V200L64 201ZM82 202V200H81ZM96 202V201H95ZM1 203V202H0ZM45 203V201H44ZM49 203V202H48ZM56 203V202H55ZM85 202H83L84 204ZM241 203V202H240ZM17 204V203H16ZM39 206L41 203H37ZM47 204V203H46ZM60 204V203H59ZM82 204V203H81ZM235 204V203H234ZM243 204V203H242ZM53 205V203H51ZM55 205V204H54ZM85 206L87 204H84ZM82 205V206H84ZM236 205V204H235ZM43 206V205H42ZM41 206V207H42ZM61 206V205H60ZM84 206V207H85ZM88 206V205H87ZM86 206V208H87ZM8 207V206H7ZM14 207V205H13ZM17 207V206H16ZM15 207V208H16ZM37 207V206H36ZM40 207V208H41ZM57 207V206H56ZM55 207V208H56ZM91 207V205L89 206ZM93 207V206H92ZM5 208V207H4ZM39 208V209H40ZM240 208V207H239ZM238 208V209H239ZM258 208V207H257ZM6 209V208H5ZM11 209V205H10ZM38 209V208H37ZM38 209V210H39ZM43 209V207H42ZM91 209V208H90ZM89 209V210H90ZM141 209V210H142ZM16 210V209H15ZM36 210V208L34 209ZM46 209L45 211H47ZM88 210V211H89ZM94 209H92L93 212ZM230 210V212H229ZM9 211V209H8ZM11 211V210H10ZM20 211V210H19ZM42 210H40L41 212ZM43 210V212H45ZM91 211V210H90ZM197 211V212H198ZM238 211H241L238 210ZM17 212V211H15ZM50 212V211H49ZM97 212V211H96ZM12 213V212H11ZM14 213V212H13ZM21 213V212H20ZM52 213V212H51ZM56 213V212H55ZM199 213V212H198ZM10 214V213H9ZM211 214V213H210ZM19 213H16V216H18ZM243 215V213H242ZM246 215V214H245ZM259 215V214H258ZM256 215V216H258ZM259 215V216H260ZM21 216V214H20ZM19 216V217H20ZM43 216V215H42ZM235 216V215H234ZM14 217V216H13ZM261 217V216H260ZM22 218V217H21ZM74 218V217H73ZM247 218H251L250 215H248ZM255 218V217H254ZM253 218V219H254ZM235 219V217H234ZM20 220V219H18ZM23 220V219H22ZM233 220V218H232ZM238 220V219H237ZM236 220V221H237ZM240 220V219H239ZM247 220V219H246ZM262 220V219H261ZM38 221V220H37ZM243 221V220H242ZM252 221V220H251ZM18 223V222H16ZM15 223V224H16ZM19 224V223H18ZM21 224V222H20ZM22 226V225H21ZM24 226V225H23ZM22 226V227H23ZM25 227V226H24ZM23 227V228H24ZM28 229V228H27ZM263 230V229H262ZM28 231V230H27ZM58 232V231H57ZM264 232V231H263ZM44 233V232H43ZM56 234V233H55ZM263 234V233H262ZM261 234V235H262ZM29 236V235H28ZM27 236V237H28ZM57 236V234H56ZM108 236V235H107ZM48 237V236H47ZM58 237V236H57ZM105 237V236H104ZM37 238V237H35ZM34 238V239H35ZM50 238V237H49ZM27 239V238H26ZM59 239V238H58ZM41 240V239H40ZM44 240V239H43ZM51 240V239H50ZM49 240V241H50ZM62 240V239H61ZM30 241V240H29ZM37 241V240H36ZM34 241V242H36ZM48 241V242H49ZM54 240L52 239V242ZM111 241V240H110ZM33 242V243H34ZM39 242V241H38ZM32 243V244H33ZM50 243V242H49ZM55 243V242H54ZM63 243V242H62ZM111 243V242H110ZM43 245L45 244L42 243ZM56 244H58L56 242ZM55 244V246H56ZM73 244V243H72ZM244 244V243H243ZM247 244V243H245ZM250 244V243H249ZM53 245V244H52ZM59 245V244H58ZM62 245V244H61ZM252 245V244H251ZM48 246V245H47ZM60 246V245H59ZM242 246V245H241ZM49 247H51L49 245ZM58 247V246H57ZM70 247V246H69ZM244 248L246 246H243ZM250 248V246H248ZM55 248V247H54ZM247 248V247H246ZM35 249V248H34ZM38 249V248H37ZM36 249V250H37ZM42 249V248H41ZM44 249V248H43ZM105 249V248H104ZM243 249V248H242ZM261 249V248H260ZM40 250V249H39ZM47 250V249H46ZM253 250V248H252ZM259 250V249H258ZM71 251V250H70ZM254 251V250H253ZM256 251V250H255ZM262 252V250H260ZM42 252V251H41ZM252 252V251H251ZM257 252V251H256ZM48 253V252H46ZM45 253V254H46ZM264 253V251L262 252ZM41 254V253H40ZM43 254V255H45ZM252 254V253H250ZM49 255V254H48ZM261 255V254H259ZM52 256V255H51ZM69 256V255H68ZM253 256H255L253 254ZM78 257V256H77ZM94 257V256H93ZM257 258H260L259 256H256ZM66 258V257H65ZM255 258V259H257ZM52 259V258H51ZM56 259V258H55ZM59 259V258H58ZM63 259V258H62ZM264 259V256H263ZM56 261V260H55ZM54 261V262H55ZM79 261V260H78ZM259 261V260H258ZM263 262V260H261ZM260 261V262H261ZM53 262V261H52ZM261 262V263H262ZM131 263V262H130ZM129 263V264H130ZM260 264V263H259Z\"/></svg>", "mask_w": 264, "mask_h": 264}, {"label": "crops", "instance_id": "0c3cea01", "mask_svg": "<svg viewBox=\"0 0 264 264\" xmlns=\"http://www.w3.org/2000/svg\"><path fill=\"white\" fill-rule=\"evenodd\" d=\"M211 2L213 5H214V8H219V9H223L224 7H225V5H227L228 3H229V1L227 0V1H224V0H215V1H212V0H206V2ZM208 7H209V5L208 4H206ZM221 16L222 18H223V15L222 14H220V13H211L210 14V16L212 17V18H215V17H217V16ZM214 16V17H213ZM224 19V18H223ZM225 20V19H224Z\"/></svg>", "mask_w": 264, "mask_h": 264}, {"label": "built area", "instance_id": "2783aa9c", "mask_svg": "<svg viewBox=\"0 0 264 264\" xmlns=\"http://www.w3.org/2000/svg\"><path fill=\"white\" fill-rule=\"evenodd\" d=\"M178 19V18H177Z\"/></svg>", "mask_w": 264, "mask_h": 264}]
</instances>
